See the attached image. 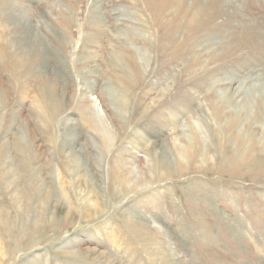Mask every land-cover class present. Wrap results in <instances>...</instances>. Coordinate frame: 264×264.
<instances>
[{"label": "rangeland", "instance_id": "374dc122", "mask_svg": "<svg viewBox=\"0 0 264 264\" xmlns=\"http://www.w3.org/2000/svg\"><path fill=\"white\" fill-rule=\"evenodd\" d=\"M0 264H264V0H0Z\"/></svg>", "mask_w": 264, "mask_h": 264}]
</instances>
